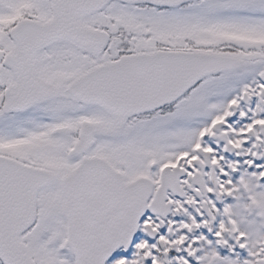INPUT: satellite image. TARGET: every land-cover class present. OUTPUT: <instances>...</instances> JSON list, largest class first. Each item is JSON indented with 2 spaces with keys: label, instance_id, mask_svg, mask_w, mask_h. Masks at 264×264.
I'll return each instance as SVG.
<instances>
[{
  "label": "snow or ice",
  "instance_id": "6c2138e0",
  "mask_svg": "<svg viewBox=\"0 0 264 264\" xmlns=\"http://www.w3.org/2000/svg\"><path fill=\"white\" fill-rule=\"evenodd\" d=\"M0 264H264V0H0Z\"/></svg>",
  "mask_w": 264,
  "mask_h": 264
}]
</instances>
